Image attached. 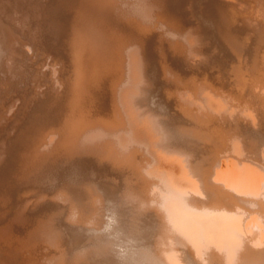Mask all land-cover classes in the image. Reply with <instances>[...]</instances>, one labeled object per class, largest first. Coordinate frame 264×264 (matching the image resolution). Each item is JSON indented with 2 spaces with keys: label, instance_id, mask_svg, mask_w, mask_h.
Listing matches in <instances>:
<instances>
[{
  "label": "bare ground",
  "instance_id": "6f19581e",
  "mask_svg": "<svg viewBox=\"0 0 264 264\" xmlns=\"http://www.w3.org/2000/svg\"><path fill=\"white\" fill-rule=\"evenodd\" d=\"M0 264H264V0H0Z\"/></svg>",
  "mask_w": 264,
  "mask_h": 264
}]
</instances>
